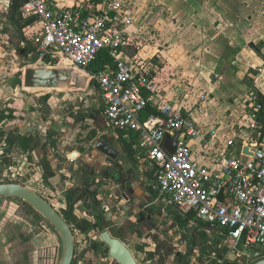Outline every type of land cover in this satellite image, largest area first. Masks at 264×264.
Listing matches in <instances>:
<instances>
[{
    "label": "crops",
    "instance_id": "1",
    "mask_svg": "<svg viewBox=\"0 0 264 264\" xmlns=\"http://www.w3.org/2000/svg\"><path fill=\"white\" fill-rule=\"evenodd\" d=\"M53 1L60 6L88 4L86 0ZM125 1L132 4L134 13L130 26L133 41L126 48V57L145 62L156 79L159 95L182 104L209 137L216 125V141L219 146H224L231 135L229 127L241 120L243 99L248 92L254 89L264 96V0ZM80 71L88 76L85 91L92 85L89 102L86 101L84 106L85 128L75 124L78 119L73 118V111L71 117L65 114L56 117L47 132L26 116L21 131L40 138L36 152L41 159L47 156L43 173L52 184V190L64 194L66 185H80L81 176L85 174V191H77L74 199L77 202L85 198V234L91 242H96L95 230L90 228L96 227L97 223L88 213L91 207L86 205L87 191L96 190L98 199L109 207L105 219L110 230L118 236H121L120 232L126 233L121 226L123 223L133 222L138 217L131 216L130 211L137 214L143 208L149 218L156 219L167 216L172 206L165 204L153 190L154 172L139 164L136 137L108 123L98 85L90 81L87 71ZM26 87L28 91H38ZM203 93L208 98L200 103ZM72 103L76 108L80 106ZM93 134L120 152L124 168L131 176L134 172L126 163L127 159L133 162L139 172L136 180L132 176L123 187L113 183L108 176H115L121 167L120 163L114 162L108 164L105 176H99L102 181L98 188L94 184L86 187L94 169H102L97 157L99 153L93 145ZM191 144L195 154L206 149L200 142L192 141ZM74 151L80 157L69 161L68 155ZM80 165L83 172L79 170ZM65 177L69 178L64 180ZM35 240L38 239H32V243ZM170 258L166 264H172Z\"/></svg>",
    "mask_w": 264,
    "mask_h": 264
},
{
    "label": "built area",
    "instance_id": "2",
    "mask_svg": "<svg viewBox=\"0 0 264 264\" xmlns=\"http://www.w3.org/2000/svg\"><path fill=\"white\" fill-rule=\"evenodd\" d=\"M86 1L72 6L53 0L23 2L20 13L35 20L29 28L36 30L33 43L40 57L65 58L87 71L98 85L108 123L136 137L137 160L154 172L152 188L165 204L221 229L237 245L264 248L263 94L248 92L241 120L229 127L230 137L219 146L216 125L209 137L182 104L159 95L145 62L126 57L133 41L132 4ZM102 50L108 51L114 67L89 71ZM207 98L203 93L199 102ZM149 106L157 112L149 113ZM178 132L176 149L170 153L165 138ZM192 141L206 149L195 154Z\"/></svg>",
    "mask_w": 264,
    "mask_h": 264
},
{
    "label": "rangeland",
    "instance_id": "3",
    "mask_svg": "<svg viewBox=\"0 0 264 264\" xmlns=\"http://www.w3.org/2000/svg\"><path fill=\"white\" fill-rule=\"evenodd\" d=\"M9 4V0H0V113L3 114L4 117L10 116L13 112H17L18 116H27L29 117V121H36L41 130L47 132L50 130L49 127H51L56 117H63L66 112L65 106L68 105L67 103L75 102L81 105V102L83 104H85L86 101L89 102L88 95L92 92L90 89L92 85L85 91L86 79L80 75L82 71L71 65L65 58H41L38 51L25 55L26 52L23 53V49L26 48L25 45L27 42L34 45L33 35L36 30L32 31L30 28H25L22 33H19L17 27L13 24L11 19H9V15L7 14ZM40 67L71 69L74 71L75 75L74 78L71 79L72 81L69 82V86H67V84L65 87L58 89L40 88L38 91L33 89L37 92L28 91L26 89V71L29 68ZM41 92H44L45 95L38 98L36 93ZM45 96L47 97L45 98ZM73 106L75 107L74 104ZM41 115L44 121L41 120ZM24 122L23 119L22 123ZM51 131H54L53 128H51ZM3 146V139L0 138V179L4 176L13 174L19 177V174L16 172L19 171L20 168H23V174H20V178L23 179V181L27 180V184L34 187L36 180L32 181V178L34 176L33 174L38 170L37 162L34 159L33 161L29 159L28 153L22 156V152L15 149L11 150L9 153L12 158H15L12 166L16 167L12 168L11 166L10 168V165L7 164L6 161H3L5 159H3L2 155ZM31 157H34L33 154ZM25 175L28 177H25ZM0 182L6 181L0 180ZM170 209L166 217L168 220L165 221V223H169L172 219L173 215L171 211H176L175 207H171ZM22 215H25L30 221H33L34 225L31 226L29 222L23 220ZM43 219L44 218L39 216L36 212L31 211V208L24 204L22 199L0 198L1 263L12 264L13 259H15L14 257H22L23 249L26 246L24 243H26L31 236L40 232L41 237L37 238L40 244L29 246L31 249L26 246V250L29 249V258H32L36 252V258H38L37 264H61L63 256V243L61 237L53 226L47 224ZM122 226L126 230V227L124 225ZM45 232L48 234H45ZM40 239H42V241H40ZM9 243H11V246H9ZM40 245L43 246L41 249L39 248ZM100 245H102L101 242ZM149 245L150 243L148 242L144 243V246ZM254 249L255 247L253 246L246 248L231 247L229 251H226V249L220 245L216 232L211 231V236L207 235L206 238H200L194 256L192 258L188 257L187 260L191 259L190 264H252L255 261L252 257ZM103 253H105V246L99 249L98 255ZM221 254H224V256L227 255V257L224 260H220ZM98 258V261H100L99 256ZM170 259L174 262L173 258ZM199 260H201V262H199Z\"/></svg>",
    "mask_w": 264,
    "mask_h": 264
},
{
    "label": "flooded vegetation",
    "instance_id": "4",
    "mask_svg": "<svg viewBox=\"0 0 264 264\" xmlns=\"http://www.w3.org/2000/svg\"><path fill=\"white\" fill-rule=\"evenodd\" d=\"M10 4L8 6L7 14L10 13V7H11V0ZM10 19V17H9ZM20 31L19 33H22ZM27 45V44H26ZM25 45V46H26ZM34 46V45H33ZM36 47V46H35ZM26 52V53H25ZM23 53L25 55L27 54V49H23ZM34 53V52H32ZM31 54V53H30ZM27 84V82H26ZM51 92V91H50ZM47 94V93H46ZM50 94V93H49ZM42 95H45V93L40 94L38 98H40ZM47 96H45L46 98ZM68 105L65 106V115H70L74 111V119H78V122L75 124H78L81 129L85 128V111L84 106L81 102V105L79 107H74L73 103H67ZM52 106V105H51ZM73 106V107H72ZM41 120L44 121L43 116L41 115ZM24 116L23 115H17V112H13L10 116L4 117L3 114L0 113V138L3 139V161H6L7 164L10 165V168L12 166V163L14 162L15 158H12L10 156V151L17 149L18 151L22 152V156H25V154H29V159H33L37 162V169L35 174H33V180H36L35 186H30L27 184V180H24L20 178V174L22 173L23 168H20L19 171L16 173L19 174V177L16 176V174L13 175H7L2 177V181L6 182H15L19 183L21 185H24L36 192H38L41 196H43L47 201L51 203L53 207L63 216V218L67 221L69 226L71 227L73 234H74V240H75V251H74V258L72 261V264H121L119 261L114 259L110 255V248L109 245L101 238V233L105 230H108L113 237H117L121 239L125 245L130 249V251L135 256L137 262L139 264H166L167 259L170 257L173 258L174 262L173 264H190V260H187L188 257H193L195 254V251L198 247V242L201 237H207V235L211 236V231H215L220 245L223 246V248L226 249V251H229L231 247L238 248V247H245L244 245H237L235 242L224 233L219 228L211 227L209 225H206L204 223L200 224L199 222L195 221L196 219H188V214H184L179 209L173 205H169L172 207H175L176 211L171 212L173 215L172 219L169 223H165L168 219L167 216H161L157 217L156 219H152L151 217L146 215V212H144V215H142V212L145 211L143 208H141L138 213L131 212L130 215H137L138 217L135 219V221H126L122 225L126 227H123L122 229L126 231V233H121V236H118L114 233V231L110 230L109 223L105 219V212L109 210V207L106 205L104 206L103 201L98 199V195L96 190H92V192L87 191V200L86 205L91 207L90 213L94 222L97 223L96 227H92L90 229L95 230L96 235V242H91L87 236V233L85 234V198L79 199V201H75V194L77 191L82 190L85 191V174H83V177L81 176V183L80 185L77 183L66 185V189L64 194L58 193L55 190H52V184L48 181V177L45 173H43V170L46 169L45 164L47 162V156L44 159L39 158L36 150L39 149L40 145V138L36 139L35 136L31 134H23L22 129V120ZM21 121V122H20ZM12 124V125H9ZM6 126V127H5ZM96 135L93 134V140H94V146L97 144L99 140H103L101 138L95 137ZM104 141V140H103ZM91 145V147L93 146ZM33 147V150L30 148ZM97 151V150H96ZM76 153V154H75ZM33 154V158L31 157ZM48 154V153H47ZM100 153L97 157H100ZM80 155L76 151L72 152L70 156L68 155L69 161H74L75 159L79 158ZM34 161V162H35ZM104 161V160H103ZM20 162V161H19ZM115 161L105 158V161L103 162L104 165L109 166L108 164H113ZM126 165L132 163L131 160L127 159ZM102 164V165H103ZM16 167V166H12ZM81 168V165H80ZM79 170L83 172V167ZM101 176L97 168L94 169L93 173L89 176L90 178L88 186H91L92 184L95 185V188H98L101 184L102 179H100ZM25 177H28L25 175ZM69 177H65L64 180H67ZM72 178V177H71ZM104 180V179H103ZM47 190H50L48 192ZM0 198H7V197H0ZM13 198V197H9ZM20 199V198H18ZM128 199V202L131 203L130 199ZM23 200V199H22ZM24 201V200H23ZM119 201V200H118ZM24 204L28 205L31 208V211L36 212L39 216L43 217L47 224H51L41 213H39L31 204L24 201ZM134 205V202L132 203ZM135 207V206H134ZM134 210V208H133ZM170 211V210H169ZM23 220L29 222L31 226H33V221H30L25 215H22ZM28 219V220H26ZM92 220V221H93ZM84 221V222H83ZM43 222V221H42ZM41 222V223H42ZM43 225V224H42ZM52 225V224H51ZM128 225V226H127ZM53 226V225H52ZM53 228L57 231V229L53 226ZM89 229V230H90ZM59 233V232H58ZM45 234H48L45 232ZM60 235V233H59ZM86 235V237H85ZM41 237V233L31 236L24 245L26 246H35L39 242V239L35 241V243H32V239H37ZM61 237V236H60ZM45 238V236H44ZM62 240V238H61ZM42 241V239H40ZM100 242L102 245H100ZM150 243L149 246H144V243ZM30 243V244H29ZM63 243V241H62ZM26 246L24 247L23 255L22 257H14L12 264H37L38 258H36V252L35 255L32 258H29V252ZM105 246V253L99 254V249L103 248ZM43 246H39L41 249ZM148 249H147V248ZM31 249V247H29ZM246 248V247H245ZM98 256L100 257V261ZM39 257V256H38ZM220 260H224L226 256L224 254L220 255ZM195 260V259H194ZM201 262V260H199ZM0 264H9V263H1ZM243 264V263H238Z\"/></svg>",
    "mask_w": 264,
    "mask_h": 264
},
{
    "label": "water",
    "instance_id": "5",
    "mask_svg": "<svg viewBox=\"0 0 264 264\" xmlns=\"http://www.w3.org/2000/svg\"><path fill=\"white\" fill-rule=\"evenodd\" d=\"M74 71L71 69H59L55 67H40V68H29L26 71V82L29 81L31 84L27 86L32 87L35 90L57 88L65 85H70L71 79L74 78ZM87 81L88 76L84 73H80ZM180 135L178 132L174 137L166 136L164 145L166 149L173 153L177 146V139ZM264 142V136H263ZM94 148L100 153L99 163L102 167L101 170L97 169L101 176H105L106 172L109 170L107 165H102V160L109 158L115 162L121 164L119 170L116 171V175L112 178L108 176L109 179L113 181L116 185L125 186L127 181L131 180V176L127 170L124 168V159L121 158L120 152L115 149L112 145L108 144L103 140H99ZM248 152V149L245 148ZM76 154V153H75ZM133 170L134 176L132 179L136 180L138 177V170L136 166L132 163L128 164ZM129 193V190H126ZM0 197H13L20 198L31 204L39 213H41L60 233L63 241V256L61 264H72L75 251V240L74 234L67 223V221L61 216V214L38 192L15 182H0ZM143 206V205H142ZM141 206V207H142ZM142 212V215H144ZM101 238L109 245L110 255L119 261L121 264H139L130 251V249L125 245V243L117 238L113 237L108 230L101 233ZM248 253V252H247ZM253 259L255 261L252 264H264V248L255 247L252 253Z\"/></svg>",
    "mask_w": 264,
    "mask_h": 264
},
{
    "label": "trees",
    "instance_id": "6",
    "mask_svg": "<svg viewBox=\"0 0 264 264\" xmlns=\"http://www.w3.org/2000/svg\"><path fill=\"white\" fill-rule=\"evenodd\" d=\"M25 0H11L12 4L10 7V13L9 17L13 24L17 27L18 31H22L25 28H29L32 24L35 23V20L32 18H25L20 13V7L22 6L23 2ZM97 1V0H95ZM27 54L29 55L32 52L37 51V48L30 44V42H27L26 45ZM115 63L110 58V55L108 51L102 50L99 52L97 58L90 64L88 70L91 72L99 71V70H105L109 67H114ZM27 84L30 85L31 83L27 81ZM262 100L264 102V96L262 97ZM148 112H157L156 110H153L150 106L148 107ZM33 150V147H30ZM188 219H194L193 215L189 214ZM200 223V222H199ZM202 224V223H200Z\"/></svg>",
    "mask_w": 264,
    "mask_h": 264
}]
</instances>
